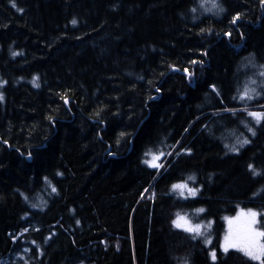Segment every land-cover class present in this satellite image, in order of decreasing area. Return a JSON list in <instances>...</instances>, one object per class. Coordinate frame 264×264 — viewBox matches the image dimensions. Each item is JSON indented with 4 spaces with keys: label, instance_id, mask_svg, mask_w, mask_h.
<instances>
[{
    "label": "trees",
    "instance_id": "obj_1",
    "mask_svg": "<svg viewBox=\"0 0 264 264\" xmlns=\"http://www.w3.org/2000/svg\"><path fill=\"white\" fill-rule=\"evenodd\" d=\"M12 2L0 0V264H213V246L216 264H261L218 249L226 217L264 213V127L251 137L246 113L223 111L261 110L239 101L245 86L264 101L261 0H219V14L212 0ZM161 151L172 164L154 178ZM182 182L201 194L179 198ZM179 213L211 221L210 247L172 226Z\"/></svg>",
    "mask_w": 264,
    "mask_h": 264
},
{
    "label": "snow or ice",
    "instance_id": "obj_2",
    "mask_svg": "<svg viewBox=\"0 0 264 264\" xmlns=\"http://www.w3.org/2000/svg\"><path fill=\"white\" fill-rule=\"evenodd\" d=\"M201 6L203 7V5ZM261 6L262 8H264V0H261ZM11 7L17 8V5L14 2V0L11 3ZM212 7L216 9V13L214 14L223 13L225 11L223 6L219 3V0H212ZM17 11L22 12L23 10L17 8ZM237 20H239L238 15L233 17L231 23L236 24ZM71 24L75 26L77 24V20L72 19ZM201 31H203V29ZM230 35H231L230 32L225 33V36H230ZM12 55L15 57L16 55H18V53L14 52ZM192 63L196 64L197 61L193 60ZM260 67L264 68V65H261ZM184 72L185 75L189 77L190 84L194 85L193 74L189 73L187 69H185ZM259 75L261 77H264V71H261ZM36 79H37L36 77L33 78L34 87H38V85L35 83ZM251 83L256 84L257 81L252 80ZM259 86L262 90H264V82H262ZM157 91H159V89H157ZM212 91L216 92L215 86L212 87ZM217 95L220 94L217 92ZM3 99H4L3 96L0 95V101H3ZM233 99L235 100L237 99V97H233ZM253 100H257V108L261 110H251L247 104H244V106L239 110L230 107H225L223 109L224 112L226 113L230 112L233 116L236 115L237 111L246 113L247 117L251 118V120L249 122H244L243 120L240 122L243 124L244 128L247 129V132L251 134V137H255L257 135L258 128L264 127V101L261 100V92H258L256 88H249L248 86H245L243 92L239 93V101L250 102ZM65 102L67 103V101ZM220 103H223V101L221 100ZM185 131H187V129H185ZM4 143L7 142L4 141ZM250 143H251V139L245 136L243 138H237V142L232 145L224 144V148L228 150L225 153V155L231 153L233 155L239 156L241 155V150L244 149ZM175 154L176 156H180L181 154L191 156L192 150L183 149L182 152L177 151ZM171 155L172 152L165 153L163 151H161L158 156L154 155L152 157L153 162L148 163V167L155 169L156 173L155 174L150 173V175H153L154 178L155 175L163 176L168 171V168H170L172 164V161H165L164 157ZM27 158L29 160L32 158L31 153L28 154ZM162 169L163 171H161ZM247 170L248 172L251 173L253 178L262 175V173L256 170L254 165L251 163L247 165ZM57 175L59 176L60 173H57ZM187 179L192 181L193 184H195V176H189ZM171 190L173 192H178L179 198L181 199H189V198L194 199L197 197L198 194H201L200 187H189L187 182L174 183L171 185ZM145 191H148V189H145ZM52 192L56 193L57 189L55 187H52ZM32 207H36V206L32 205ZM196 211L198 213H204L205 209L199 208ZM258 215H264V213H258L257 211L248 209L247 211H241L234 219H228V224H229L228 230L224 235L223 240L218 243V248L222 250L224 253H228L229 249H234L236 253H241L244 257H247L250 260L261 261V264H264V231H258L255 227L258 222L257 221ZM77 224H79V221H77ZM210 225H211V221H209V226ZM172 226L178 230L188 233L192 240H196L198 238L204 237L203 242L206 246L212 244L211 239L206 236V233L202 232L201 230L202 226L199 223L193 226L187 218L178 215L176 219L172 220ZM24 251L27 252L29 251V249L25 248ZM207 255L208 257H210L213 264H216L217 247L213 246L212 248H210ZM21 259H23V257H21ZM184 264H188V261L185 260Z\"/></svg>",
    "mask_w": 264,
    "mask_h": 264
},
{
    "label": "rangeland",
    "instance_id": "obj_3",
    "mask_svg": "<svg viewBox=\"0 0 264 264\" xmlns=\"http://www.w3.org/2000/svg\"><path fill=\"white\" fill-rule=\"evenodd\" d=\"M241 211H247V210H244V209H239L238 211H237V213L235 214V215H233V216H231V217H226L225 218V221H224V232H223V235H221V239H220V242L223 240V237H224V235L226 234V232H227V230H228V227H229V224H228V219H234ZM179 216H183V217H185V218H187L189 221H190V223H191V220H190V214H179ZM176 219V218H175ZM192 224V223H191ZM257 224H258V222H257ZM257 224H256V229L258 230V231H264V230H262V229H260V228H258L257 227ZM193 226H195V224H192ZM211 229H212V225H210V226H208V227H206V228H203V230H202V232H204V233H206V232H208V231H211ZM211 239V241L213 242V239L212 238H210ZM212 245V244H211ZM211 245H208V247H210ZM219 249V248H218ZM220 250V249H219ZM229 250H234V249H229ZM220 251H222V250H220ZM223 252V251H222Z\"/></svg>",
    "mask_w": 264,
    "mask_h": 264
}]
</instances>
